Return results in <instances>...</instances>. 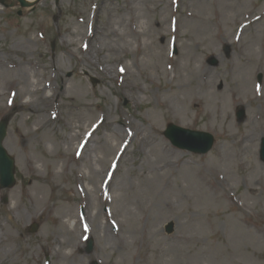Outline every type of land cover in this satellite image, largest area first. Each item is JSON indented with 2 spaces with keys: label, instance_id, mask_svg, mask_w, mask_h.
Listing matches in <instances>:
<instances>
[{
  "label": "rangeland",
  "instance_id": "374dc122",
  "mask_svg": "<svg viewBox=\"0 0 264 264\" xmlns=\"http://www.w3.org/2000/svg\"><path fill=\"white\" fill-rule=\"evenodd\" d=\"M41 89L52 107L15 111L39 104ZM3 116L15 183L0 187V264H264V0L0 4ZM168 122L213 133V149L172 146ZM126 126L135 135L124 149ZM78 243L83 257L65 256Z\"/></svg>",
  "mask_w": 264,
  "mask_h": 264
},
{
  "label": "bare ground",
  "instance_id": "6f19581e",
  "mask_svg": "<svg viewBox=\"0 0 264 264\" xmlns=\"http://www.w3.org/2000/svg\"><path fill=\"white\" fill-rule=\"evenodd\" d=\"M29 4H30V2H32L33 0H26ZM254 20H257V18L255 17V18H253L251 21H254ZM251 21L250 22H247L246 24H245V26H249V24L251 23ZM255 22V21H254ZM95 35H96V33L95 34H93L89 39H90V41L91 40H93L92 38L94 37L95 38ZM98 42H99V40H98ZM98 42H97V44H98ZM90 43V42H89ZM91 45H92V41H91ZM99 46V44L98 45H96V44H94V45H92V47L90 48V53L92 52V51H94V52H98L99 53V51H100V49L98 48V49H96V47H98ZM87 47H88V45H85V46H83L82 47V49L83 50H85V49H87ZM100 47V46H99ZM19 65V64H18ZM13 66V65H12ZM19 67H21V65H19ZM207 70H205V72H206ZM105 72H108V69L107 68H105ZM19 77H21L20 75H18ZM24 76H27L26 75V72H24L23 73V77ZM48 84V83H47ZM129 87V86H128ZM47 88V87H46ZM129 89H130V87H129ZM131 90V89H130ZM45 91H46V89L44 90V89H41V91H40V93H39V99H38V101H39V104L38 103H35V105H33L32 106V103H30V102H27V101H25L24 103H19V104H17V106H16V110L15 111H17V110H23V112L25 111V112H29V116L31 117V116H33V115H35V113H39L40 111H45L46 110V108H48V107H52L53 105H52V102H51V91H48V93L46 92L45 93ZM57 94H60V93H58L57 92ZM54 95H55V92H54ZM197 97V98H196ZM197 100H199V97L198 96H195V97H190L189 98V102L191 103V105H194L196 108H195V112L199 109V108H201L200 107V105H199V101H197ZM202 100V102H203V98L201 99ZM202 105V104H201ZM32 106V107H31ZM100 121H101V119H100ZM102 122H103V118H102ZM102 124V123H101ZM124 130L126 131V140H132L129 136L131 135V134H129V127L128 126H126V127H124ZM137 130H138V128H137ZM120 131V127H116L115 128V133L113 134V136L115 137V135H117V132H119ZM27 134H20V139H21V141H25V142H28L27 140ZM91 136H92V134H91ZM91 136L89 137V138H87V139H85V140H83L84 141V144L86 145L87 143H89V142H91V140H92V138H91ZM20 141V140H19ZM20 141V142H21ZM84 147L85 146H82L81 148H83L84 149ZM81 148H78V150H81ZM28 185V184H27ZM221 185L222 184H220V183H217V186L219 187V188H221ZM24 189L23 190H21V192H20V197H22V199L24 200V202L29 206V209L31 210V212L32 213H35L37 210L39 211L40 209H41V207H40V209H38V208H36V207H34V206H30V205H32L34 202H36V200H38L37 198H35V196H33L31 193H30V191L26 188V187H23ZM84 190V192L86 193L87 192V187L85 188V189H83ZM233 204V206H234V204L235 203H232ZM45 207V208H44ZM44 207L42 208V210L44 211L45 209H48L49 208V206L48 205H44ZM11 208V210H13V212L14 211H18L19 210V205H18V203H15L13 206H11L10 207ZM242 211V210H241ZM6 214H9V209L7 208L6 209ZM67 214H69V212L67 213ZM7 219H9L10 221H15V224H16V226H21L22 225V222H23V219L21 218V219H17V218H15V220L11 217V216H9L8 215V217H7ZM98 227H100L99 225H98ZM104 234H106L105 232H103ZM93 234H90L89 236H88V238H92L91 236H92ZM104 236V235H103ZM107 236H109L108 234L106 235V237ZM112 237V236H111ZM114 238V240L116 241V238L115 237H113ZM112 239V238H111ZM110 239V240H111ZM102 240H105L106 241V243H108L109 241L108 240H106L105 238H102ZM42 247L43 248H45V246H43L42 245ZM79 248H81V247H79ZM79 248H75V249H70V251L68 252V253H66L65 254V256H69V258H71V259H73V260H75V259H78V257L80 258V257H83V254H81L80 253V249ZM98 248H100V246H98ZM87 264H89V263H87Z\"/></svg>",
  "mask_w": 264,
  "mask_h": 264
},
{
  "label": "water",
  "instance_id": "95a60500",
  "mask_svg": "<svg viewBox=\"0 0 264 264\" xmlns=\"http://www.w3.org/2000/svg\"><path fill=\"white\" fill-rule=\"evenodd\" d=\"M4 1V0H3ZM21 5L28 6L29 4L25 0H18ZM7 119H3L0 123V185L3 187L10 186L14 182V164L13 158L10 157L2 147V140L6 133ZM168 135V134H166Z\"/></svg>",
  "mask_w": 264,
  "mask_h": 264
}]
</instances>
